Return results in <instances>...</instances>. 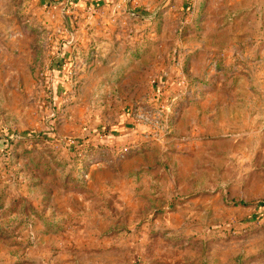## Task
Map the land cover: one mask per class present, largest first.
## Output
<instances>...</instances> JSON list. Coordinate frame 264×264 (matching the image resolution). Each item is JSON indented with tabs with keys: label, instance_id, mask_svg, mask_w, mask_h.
<instances>
[{
	"label": "rangeland",
	"instance_id": "374dc122",
	"mask_svg": "<svg viewBox=\"0 0 264 264\" xmlns=\"http://www.w3.org/2000/svg\"><path fill=\"white\" fill-rule=\"evenodd\" d=\"M0 264H264V0H0Z\"/></svg>",
	"mask_w": 264,
	"mask_h": 264
}]
</instances>
